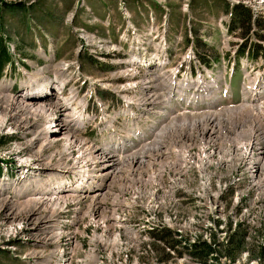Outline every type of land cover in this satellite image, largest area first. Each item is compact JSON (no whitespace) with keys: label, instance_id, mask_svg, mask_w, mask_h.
Here are the masks:
<instances>
[{"label":"rangeland","instance_id":"374dc122","mask_svg":"<svg viewBox=\"0 0 264 264\" xmlns=\"http://www.w3.org/2000/svg\"><path fill=\"white\" fill-rule=\"evenodd\" d=\"M118 1L0 0V37L7 47L9 45L8 52L13 61L12 66L5 69L0 80V137L12 138L8 147L0 148V161L10 162L4 166H10L12 163L15 165L13 176L4 175L5 177L3 176L0 180V186L5 188L0 192L3 199L6 198V180L11 179V182L18 184L24 181L20 178L27 176L35 179L38 175L36 170H29L30 166L33 169L35 167L33 163L27 161L32 160L41 149L32 150L28 146L34 136L21 129L24 125L20 126L24 123L23 121L27 120L26 123H29L32 120L17 118L16 114L21 110L12 102L13 98L16 100L17 97H22L20 93L23 92V82L25 87L32 85L33 90L36 91V89H48L52 84L55 85L51 87L59 88L60 83L56 78L60 81L65 79L70 86L79 90L80 96L86 91L93 94L92 99L89 100V108L95 107L99 102L109 110L112 105V94L99 85L107 84L108 89L112 90V80L120 77L115 73L116 69L112 65L115 62L112 60V52L108 53L103 50L102 43L95 40L93 42L90 39H87L88 42L81 40V36L88 35L86 34L88 32L95 35L98 41L108 40L112 33L117 32L115 27L122 23L114 18L122 20V11L126 8L131 11L130 15L133 24L138 28V33L148 28L146 24L149 21L148 15H152L154 26L158 28L159 33H162V25H164L166 38H171L174 48L177 41L179 42L180 51H174V61L180 62L185 54L184 47L188 46L190 40L188 35L199 36L205 23L210 26L215 25L214 19L229 10L225 0H121L124 3L121 6L118 5L120 3ZM241 2L242 4L248 3L244 0ZM124 21L126 22V19ZM255 25L264 26V23L260 21ZM255 37L258 38L256 35ZM197 41L199 43V40ZM218 42L217 37L209 44L208 53L213 59H218ZM84 43L89 44L93 49L87 48L89 50L87 52L82 47L77 52V49ZM199 45L201 47V44ZM63 66L67 70L63 72L64 75H61ZM239 77L237 73L231 83L235 100L239 97ZM98 81L100 83H94ZM39 84L45 87L41 89L38 87ZM125 86H128V83ZM39 94L41 95L38 96ZM52 94L55 101L49 103L46 101L50 94L45 93L33 92L28 97L18 100L23 103L27 101L34 107L45 104L47 118L52 115L54 118H60L63 115L59 111L61 107L58 108L61 94L58 95L56 92ZM255 112L264 114V109ZM219 114L223 113L219 112ZM230 114L234 112L230 110ZM179 119L183 122L181 125L185 127L190 126L188 121L195 122L192 117L178 116L171 124H162L165 134L174 131L178 134L174 136L179 137L181 132L175 131L176 127L181 126L178 123ZM59 123L55 120L51 126L50 135L53 136L49 137V134H46L49 138L45 140L52 141L53 138L61 135ZM221 123L228 126L233 125L229 120ZM18 125L20 127H17ZM182 129V133L188 132L184 127ZM67 137L69 136H64L61 141L55 142V145L46 146L40 155L50 160L51 165L66 164L67 160L61 162L63 156L82 143V141L76 142L72 139L68 142ZM80 139L83 140V138ZM68 143L67 148L65 145ZM239 144L241 145L238 137H235L233 142L227 141V138L226 140L218 138L210 144H202L200 147L191 149L189 151L190 161H185L186 163L182 161L176 167L174 163L179 162L185 149L181 145H173L162 159L164 167L160 165L147 167L148 164L144 163L146 165L141 172L142 175L135 171V164L130 168H121L124 174H120V180L117 181L120 187L113 188L114 190L122 188L126 191L129 187L127 195L121 193L125 195L120 202L122 206L120 213L124 220L131 221L139 212L142 215L140 219L146 223L157 225L163 231H171L180 242L181 249L183 246L191 247L199 243L214 246L208 239L215 236H224V245L227 244V234L239 226L246 228L247 234L242 249L231 263L228 257L219 254H217L219 258L212 257V260L197 263L186 250L179 251L181 253L175 251L170 253V249H165L163 243L154 240L153 237L139 239L134 236L135 234L133 236L127 234L124 225L115 228L112 223L114 215L109 218L110 224L108 218L105 223L107 226L101 224L105 221L103 217L106 210L101 207L106 200L105 197L96 201L97 206L88 213V215H97L99 218L103 217L93 222L87 215L84 225H81L82 221L80 223V235L78 234L77 240L84 247L80 255L88 258L86 255L93 252L92 250H97L100 253L99 264H111L112 262V264H264V161L255 162L252 165L242 162L229 163V156H239L244 153L243 150H236ZM143 150L141 153H144ZM48 170L49 168H45L43 172L46 173ZM243 179H247L245 183L241 181ZM237 184L239 187L236 189ZM140 187V193H136L135 190ZM187 197L191 202L186 201ZM2 201L0 199V202ZM64 201L63 203H66V199ZM5 203H7L6 200ZM25 204L27 203L21 200L16 207L24 210L23 205ZM118 205L119 203L116 204L117 208ZM41 215L42 217L36 218L37 223L35 221L28 223L26 220L18 222L12 220L8 210L0 209V264H25L20 263L17 258L30 262L29 264H41L34 258H40L39 253H45L48 246L42 243L44 225L36 228L34 224H40L42 220L46 221V218H43L49 217L50 212L45 214L43 211ZM75 216L79 217L77 213ZM5 241H8V248H3ZM215 255L213 253V256ZM26 256H28L27 259Z\"/></svg>","mask_w":264,"mask_h":264},{"label":"bare ground","instance_id":"6f19581e","mask_svg":"<svg viewBox=\"0 0 264 264\" xmlns=\"http://www.w3.org/2000/svg\"><path fill=\"white\" fill-rule=\"evenodd\" d=\"M244 1L246 3L247 2L249 3L253 12L259 11V9L262 10L264 6V0H244ZM64 70H66L65 66H63V70H61L62 72L61 75H64L63 74ZM56 80L60 83L59 88L56 87L59 92L61 90V87L63 88L65 81L64 80L60 81L59 78H56ZM130 84L132 86H129ZM22 85H23V89H22L23 92L20 93L22 97H17L16 99L17 101L15 100V98H13L12 102L16 106H18L19 109L21 110L20 112H17L16 114L17 118H19L20 120L22 118H28L32 120V121L28 120L29 123L28 122L26 123L27 121L26 120L23 121L24 123L20 124V126L24 125L23 127H21V129L25 133H32L34 136L33 140L28 144V146H30L32 150L34 148L36 150L41 149L38 151L36 156L34 155L32 160L27 161L34 164L35 168L33 169L30 166L29 170L30 171L36 170L35 172H37L36 174L38 175L35 177V179L41 176L40 175L41 173L44 174L43 172L44 169L45 168L48 169L49 168L48 166L51 165L50 160H48L44 156L42 157L41 156L42 154L40 155V152L43 149H45L46 146L61 141L64 136H69L66 138L68 142H71V139L76 142L82 141L81 144L72 148L69 152H67L68 154L66 153L67 155L63 156V160L61 162L63 163L67 160L66 164L52 166L51 168H49V171L56 174L57 176L59 175L64 176L61 178H49L47 180L46 189L49 190V192H47L46 194L35 193V196H33L34 198L23 199L24 203H27L23 205L24 210H20L18 207H16L19 201H12L9 200V198L7 197L5 199H2L3 203L0 202L2 203L0 204V209L8 210L9 216L12 218L13 221L21 222L26 220L28 223H31L33 221L37 223L36 218L42 217L41 213L43 211L45 214H48L50 212L49 217L47 216L43 218V219L46 218V221L42 220V222H39L40 224H36V223L34 224L36 228L37 227L39 228L42 225H44L43 226L44 229L42 230L44 240H42L43 241L42 243L48 246L46 250L47 252L45 251V253L43 252V254L39 253L41 255L40 258H34L37 261H40L41 264H99L98 256L100 253L97 250H92L93 252L90 253L88 251L89 254L86 255V257L88 258H83L82 257L83 255H80V252L82 251L81 249H84V247L77 240V236L79 234V227H81L82 224L84 225L86 216L88 215L89 212L92 211L93 207L97 206L96 201H98L102 197H105L106 199L101 204V207L106 210V213L104 217L102 216L103 218H105V221L102 222L101 224L105 225L107 218L109 219L114 215L115 218L114 217L112 218L113 220L112 223L114 224L115 228L124 225L126 227L125 232L127 234H130L131 236L135 234L134 236H136L139 239L140 238L151 239L152 233L163 231L162 229L157 227V225L146 223L143 219H140L142 215L139 214V212H137L138 214L131 221L123 219V216L120 213V210L122 208L120 202H122V197H124L125 195H122L121 193H126L127 195L129 187H127L126 191H124L122 188L121 190L113 189L116 187L118 188L120 187L117 185V181L120 180L119 178L120 174H124V171L120 170L121 168H130L135 164V171L138 174H140L144 170V166L146 164H148L147 167L148 166L152 167L154 165L156 166L160 165L164 167L162 163L163 161L162 159L165 157L166 154H168L170 147L173 145L174 146L181 145L185 149V152L183 156H181L180 159L178 160L179 162L174 163V167H176L179 163L181 164L182 161L184 163L190 161L191 155L189 151L191 149L195 147H200L202 146V144H210L218 138H222L224 140H226L227 138V141L231 140V142H233V139L235 137H238V142L241 143V145L239 144L238 147H236V150L237 151L243 150L244 153L239 156L238 155L229 156L228 158L230 161L229 163L242 162L252 165L255 162L264 161V120H262L261 117H259V114L255 112L256 110H263L264 103L260 104L257 107H250V108L240 107L237 109V111L234 112V114L224 115L214 112H206L204 114H196V115L177 114V117L175 119H177L178 116H186V117H192V119L195 121V122H192V120L188 121L190 126L185 127L181 125L183 122L180 119L178 120V123L181 126L176 127V130L174 129L175 128L174 126L173 129L177 131V133L181 132L180 134L181 136L180 135L179 137L174 136V134L176 133L174 131L165 134L164 132L165 130L162 127L163 123L160 125H152L151 130L149 129L146 130L145 133L140 136V138L134 137L133 141L130 140L125 144L126 152L123 158L122 157L116 158L114 156L112 157L106 156L100 153V151L95 149V147L91 143L87 142L85 139L82 140L78 137L76 138L72 135H69L65 130L66 126L64 125L65 123L63 122L59 123L61 126L60 129L61 135L59 137L53 138L52 141L45 140V138H49L50 136H53L50 135L51 126L55 122V120H51L52 116L50 118H47L46 115L47 110H45L46 106H44L45 104L39 105L38 107H34L32 104H29L27 101L25 102L27 104H25L19 100L28 97L29 94L33 92L50 94L48 96L49 98L51 95H53L52 93L53 90L55 91V89L51 87L53 86L51 85L48 87V89L45 90L36 89L35 91L33 90L32 85L30 86L28 85L25 87L24 82ZM144 86H145L144 81L137 80L134 81L133 83H128V86H124L122 89L124 92L128 93L130 90H133L136 87H144ZM38 87L42 89L45 86L39 84ZM40 95L41 94H39L38 96ZM58 104H59L58 108L61 107L59 108V111H61L62 114H69V115L77 114L74 108L70 110L68 100L61 97L60 102ZM226 110L232 111V108ZM44 119H45V123L43 122ZM224 120H229V122H231V124L233 123V125L231 126L225 124L223 125V123L221 122ZM65 122L66 123L68 122L67 119H65ZM184 122L186 121L184 120ZM20 126L18 125L17 127ZM182 127H184V129L187 130L188 132L182 133L183 130ZM46 134H49V137H47ZM241 136H245V138L242 139ZM148 138H149V143H148ZM246 142L247 145H245ZM65 146H67L68 148L69 143L66 144ZM143 149H146L147 151H144ZM177 149L179 150L180 147ZM141 150H143L144 153H141ZM154 152L155 154L153 155ZM42 158H44V160ZM104 176H108L106 178L108 180L104 184V186L99 187V185L101 184L100 180ZM0 180H2V178ZM246 180L247 179H243L241 181L245 183ZM237 187H239V184H237L235 188L237 189ZM4 189L5 188L3 186H0V192L1 190ZM168 189L171 190V188ZM135 191L136 193H140L141 187L137 188ZM64 199H66V203H63L65 202ZM5 200L8 204L5 203ZM186 201L191 202V200H189L188 197ZM118 203L119 205L117 208L116 204ZM76 213L79 215V217L75 216ZM22 215H26V216L23 217ZM88 216L91 218L93 222L95 220L98 221L102 218V217L99 218V216L94 214H90ZM77 223L78 225L76 226ZM109 224H110V219H109ZM105 226H107V224ZM26 255H30V254H26ZM27 258L28 256H26V259Z\"/></svg>","mask_w":264,"mask_h":264},{"label":"trees","instance_id":"16d2710c","mask_svg":"<svg viewBox=\"0 0 264 264\" xmlns=\"http://www.w3.org/2000/svg\"><path fill=\"white\" fill-rule=\"evenodd\" d=\"M234 13L237 19V24L240 25L244 29V32H247V30L250 29V20H251L248 10L239 7L235 9ZM10 60L11 58L6 52L4 41L0 37V77H1L4 66L8 64ZM5 144H7V141L5 139H0V146L5 145ZM168 231L169 230L156 232V234H154V237L157 240L163 241L167 247L171 249H177L178 240L174 237L171 231L169 232ZM246 231H247L246 228H242V226H239L236 230L230 233L231 235L230 234L228 235L227 244H224V245L211 246L206 243H199V244L193 245V247L183 246L182 249L183 250L185 249L187 253L193 256L198 263H204L208 259L212 260V257L217 258L218 257L217 254H219L220 256L228 257L230 261H233L235 260V258L238 256L239 252L242 249L243 241L246 236ZM173 237L177 241L174 240ZM179 245H180V242H179ZM176 252H179V251H176ZM213 253H215L216 255L213 256ZM208 257H211V258H208Z\"/></svg>","mask_w":264,"mask_h":264},{"label":"built area","instance_id":"2783aa9c","mask_svg":"<svg viewBox=\"0 0 264 264\" xmlns=\"http://www.w3.org/2000/svg\"><path fill=\"white\" fill-rule=\"evenodd\" d=\"M148 143H149V138H148ZM147 145V144H146ZM0 199H3L0 197ZM153 222V221H152ZM154 223V222H153ZM18 238V237H17ZM215 240V241H214ZM208 241L212 242L213 244L220 246L223 245L224 241V236H215L214 238H209ZM6 244H3V248H8V241H5ZM214 245V246H215ZM171 253V251L169 250ZM172 255V254H171Z\"/></svg>","mask_w":264,"mask_h":264},{"label":"crops","instance_id":"0c3cea01","mask_svg":"<svg viewBox=\"0 0 264 264\" xmlns=\"http://www.w3.org/2000/svg\"><path fill=\"white\" fill-rule=\"evenodd\" d=\"M118 4V3H117Z\"/></svg>","mask_w":264,"mask_h":264}]
</instances>
